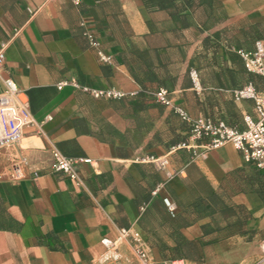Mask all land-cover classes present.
Returning a JSON list of instances; mask_svg holds the SVG:
<instances>
[{
	"label": "crops",
	"instance_id": "crops-1",
	"mask_svg": "<svg viewBox=\"0 0 264 264\" xmlns=\"http://www.w3.org/2000/svg\"><path fill=\"white\" fill-rule=\"evenodd\" d=\"M256 24L264 0H0L1 77L33 120L0 148V264H264V171L154 97L242 128L253 103L233 92H264L238 53L264 43Z\"/></svg>",
	"mask_w": 264,
	"mask_h": 264
},
{
	"label": "built area",
	"instance_id": "built-area-1",
	"mask_svg": "<svg viewBox=\"0 0 264 264\" xmlns=\"http://www.w3.org/2000/svg\"><path fill=\"white\" fill-rule=\"evenodd\" d=\"M4 51L5 44H2L0 46V84L2 86L0 92V148L16 144L22 138L23 131L33 123L25 95L17 88L11 78L1 77ZM238 53L247 71L264 79V43L257 41L252 52L240 50ZM103 61L106 59L103 58ZM65 84V82L60 83L58 88ZM91 93L95 97L102 95L121 96L118 92L113 91H91ZM154 97L158 104L172 107L174 112L189 125L191 138L199 141L203 149L212 150L231 144L240 153L246 164L264 171V92L258 91L251 84L233 92L234 101L250 100L253 103L252 111L242 116L243 127L240 129L231 128L221 121L191 119L180 108L172 106L165 90H159L154 94ZM152 160L154 161V159ZM74 165L73 159L63 156L57 150L51 151V169L62 173L77 183L79 179ZM16 170V177H20V172L18 169ZM165 203H167L166 200ZM122 236H125L124 232H122ZM133 240L136 241L137 237L135 236ZM262 246L264 248V241ZM137 252L146 261L144 253L140 250ZM168 264L184 263L181 260H173Z\"/></svg>",
	"mask_w": 264,
	"mask_h": 264
},
{
	"label": "rangeland",
	"instance_id": "rangeland-1",
	"mask_svg": "<svg viewBox=\"0 0 264 264\" xmlns=\"http://www.w3.org/2000/svg\"><path fill=\"white\" fill-rule=\"evenodd\" d=\"M134 258L140 261V264H148L146 263L138 254L137 250H135V254H132ZM123 257L121 258L117 252V250H111L107 253V255L104 257V263L103 264H119V261H122ZM133 259V258H132ZM133 260H130L129 264H131Z\"/></svg>",
	"mask_w": 264,
	"mask_h": 264
},
{
	"label": "trees",
	"instance_id": "trees-1",
	"mask_svg": "<svg viewBox=\"0 0 264 264\" xmlns=\"http://www.w3.org/2000/svg\"><path fill=\"white\" fill-rule=\"evenodd\" d=\"M255 28H257V30H258V33H262V34H264V24H256V25H253L252 27H251V29L252 30H255ZM256 89H257V87H256Z\"/></svg>",
	"mask_w": 264,
	"mask_h": 264
}]
</instances>
